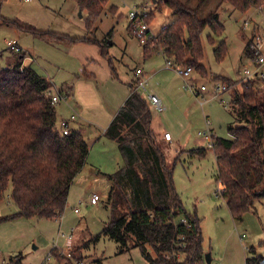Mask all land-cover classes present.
I'll return each mask as SVG.
<instances>
[{
    "label": "trees",
    "instance_id": "1",
    "mask_svg": "<svg viewBox=\"0 0 264 264\" xmlns=\"http://www.w3.org/2000/svg\"><path fill=\"white\" fill-rule=\"evenodd\" d=\"M70 1L86 14L84 38L40 31L1 13L0 24L50 45L96 46L99 54L107 58L106 47L96 39L95 25L108 8L109 0ZM206 1L199 0L192 8L181 0H158L155 8L168 10L173 20L142 46L144 58L162 52L165 61L206 77L202 37L207 30L206 40L215 46V61H224L228 55L226 44L222 41L216 46L214 42L224 34L218 14L221 6L200 18ZM221 4L245 14L264 7V0H221ZM116 11L115 6H109L111 15ZM152 20L150 14L146 24ZM128 31L133 34L130 25ZM244 38V55L253 62L249 49L252 38ZM24 59L23 53L17 54L12 67L0 69V203L10 189L9 201L16 209L9 216H0V224L34 218L53 221L62 216L70 186L86 164L90 149L83 129L70 128L63 135L52 103L54 90L50 80L39 75L31 64L24 66ZM220 80L225 90L241 89L229 105L233 119L227 128L229 138L212 136L211 147L217 167L218 196L231 218L241 222L245 214L256 212V202L264 200V86H255V79L246 83ZM135 84L129 86L128 98L103 132L116 145L123 164L107 176L109 221L90 243L105 237L118 245V254L136 249L147 264H206L200 220L195 212L185 210L174 186L173 173L182 154L189 159H203L207 150L182 152L168 165L151 129L150 105L143 96L130 95ZM86 247L83 244L72 251L75 262H83L81 251ZM249 253L251 256L245 258L244 264H264V256H256L254 248ZM51 254L59 264L65 263L57 252ZM7 264H22V256L13 257ZM94 264H102L101 259Z\"/></svg>",
    "mask_w": 264,
    "mask_h": 264
},
{
    "label": "rangeland",
    "instance_id": "2",
    "mask_svg": "<svg viewBox=\"0 0 264 264\" xmlns=\"http://www.w3.org/2000/svg\"><path fill=\"white\" fill-rule=\"evenodd\" d=\"M181 1L193 8L199 0ZM156 2L158 0H109L107 7L117 6L116 14L111 15L108 8L105 9L95 25L96 39L106 47L107 58L99 54L96 46L78 44L69 51H64L13 27L0 24V69L10 68L15 63L16 53L7 48L8 41H15L26 52V57L34 59L32 64L29 63L33 69L49 79L57 92L63 85L72 86L75 99L73 96L70 99L67 97L65 102L55 104L58 123H61L60 119L63 118L67 119L69 129H83L85 139L91 147L88 167L70 186L67 207L59 219H19L0 224V264H7L18 255L22 256V264H59L51 251L57 252V256L65 260L64 264H79L72 259V251L83 244L87 247L81 251V264H94L100 259L102 264H147L136 249L118 254V245L105 237H101L95 244L90 243L109 221L106 201L110 182L107 174H113L123 164L116 145L107 140L103 132L129 95L128 84L134 80L137 69L143 70L149 76L148 91L156 95L164 106V97L155 90L165 81L178 88L180 97L185 101V105L177 110L170 107L162 114H157L151 109V129L168 165H171L183 150H207L203 159H189L182 154L174 169L173 182L185 210L195 212L200 220L203 250L210 256L211 264H244L245 258L251 256L250 248H254L256 256H264V200L255 203V213H247L241 222H235L225 203L216 195L217 167L213 151L203 138L198 136L199 132L210 130L215 137L229 138L227 128L233 123L229 105L236 91L240 93L241 89L229 88L219 92L216 90L222 88L220 78L247 82L244 70L252 69L246 65L248 58L244 55L243 39L248 36L249 28L244 32L242 25L253 16L248 15L249 12L254 11L256 18H259V25L264 19L258 16L255 10L238 14L229 9L228 5L221 4V0L206 1L199 16L204 18L221 6L218 14L224 25V34L215 38L214 42L217 46L223 41L228 48V55L220 63L215 61V46L207 42L209 32L206 30L202 37L205 52L202 64L207 76L202 77L192 71L190 77L196 80L197 90L204 87L205 91L195 97V94L185 90L186 80L175 70L165 68L166 62L162 57L154 55L145 59L142 46L134 36L132 27L130 30L133 34L128 31L127 17L135 8L148 12L145 23L149 15H153L152 22L147 25L155 36L164 25L172 22L169 11H158L155 8ZM78 11L76 3L70 0H0L2 16L18 19L40 31L68 33L70 24L71 33L78 34V31L84 28V22L76 18ZM256 30L258 26L253 29ZM83 71L86 75L95 74L96 78L87 81ZM253 82L257 87L264 86L259 80ZM162 89H167V85L163 84ZM69 92L71 96V91ZM162 93L169 97L168 92ZM73 113L76 119L74 117L71 120ZM165 132L171 136L172 146L167 147L161 142ZM176 149H181V152L179 150L175 154ZM9 193L10 189L0 203L1 217L16 211L9 201ZM94 195L99 199L97 205L90 203ZM74 210L78 213H74ZM65 242L66 246L63 248Z\"/></svg>",
    "mask_w": 264,
    "mask_h": 264
},
{
    "label": "built area",
    "instance_id": "3",
    "mask_svg": "<svg viewBox=\"0 0 264 264\" xmlns=\"http://www.w3.org/2000/svg\"><path fill=\"white\" fill-rule=\"evenodd\" d=\"M24 2H28L30 0H21ZM256 14L258 16H261L262 19H264V7L255 10ZM148 12H144L140 9H133L129 12L127 20H128V25H130V28L132 27V30L134 32V36L137 38L141 46H144L147 42L153 40L155 38V35H153L150 31L149 26L144 22V19L147 17ZM253 27L252 21L248 20L247 22H243V29L246 30L247 28ZM260 28V29H259ZM164 29V27H162ZM161 29V30H162ZM254 29V28H253ZM252 38V43L249 47V49L253 52L254 59H253V64L254 68L252 70L245 69V79L246 81L248 80H259V81H264V22L261 23V25L258 27V30H256L253 34ZM7 48L15 52L16 54L22 53L21 49L18 47L17 43L15 41H8L7 42ZM158 55H162L163 53L160 52ZM166 69H171L175 70L184 80H189L192 74V70L189 68H181L178 66L173 65L172 62L166 61ZM22 71V68L20 69V72ZM135 76L137 78L135 87L130 91V95H139L145 97V100L148 102L150 105V108L157 114H162L165 112V107L162 103V101L156 96L152 95L148 92V83L147 81L142 77V72L141 70H136ZM185 90H187L191 94H195V97H198V92L195 90V88L191 85H188L185 83ZM205 88L202 87L200 91H204ZM225 88L222 87L220 90L217 89L216 91H224ZM67 97L63 96L61 94H57L52 96V103L55 105L60 101H66ZM74 117H71V120H73ZM209 123L207 122V125ZM60 128L63 133V135H67L69 132V126L67 121H61L60 123ZM200 137L203 138V140L207 143V146L211 148L213 146V141H212V134L211 131H205L203 133L198 134ZM164 141L166 142H171V136L168 133H165L164 136ZM219 194V189L216 191V195L218 196ZM99 201L97 196H93L90 200L91 205H96L97 202ZM76 214L78 213L77 210L74 211ZM61 217V216H60ZM59 217V218H60ZM58 218V219H59ZM70 240V238H68ZM220 264V263H217Z\"/></svg>",
    "mask_w": 264,
    "mask_h": 264
},
{
    "label": "crops",
    "instance_id": "4",
    "mask_svg": "<svg viewBox=\"0 0 264 264\" xmlns=\"http://www.w3.org/2000/svg\"><path fill=\"white\" fill-rule=\"evenodd\" d=\"M117 7V6H116ZM224 9H226V8H224ZM225 11H227V10H225ZM78 13V15H77V19H78V21H84V18L86 17V14H84V13H82V12H80V11H78L77 12ZM250 14H252L251 16V18H249V19H247L246 21H248V20H251L252 21V24H253V27H251V28H249V32H248V36H246V38L247 39H249V38H251L252 36H253V28H257V26L259 27L260 25H259V18H256V16H255V13H254V11H253V13H251V12H249V14L248 15H250ZM102 16V15H101ZM5 17V16H4ZM5 18H7V17H5ZM64 18V17H63ZM7 19H9V18H7ZM65 20V19H64ZM245 22V21H244ZM69 25V28L67 29V30H69L70 29V31L68 32V33H66V32H63V33H60V32H54V33H58V34H62V35H65V36H68V37H70V38H77V39H81V38H84L85 36H86V32H85V30H84V28H83V30L82 31H78V34H72L71 33V30H72V27H71V25L70 24H68ZM128 25V24H127ZM254 25H256V26H254ZM72 26H73V24H72ZM164 26H166V25H164ZM163 26V27H164ZM247 30V29H246ZM246 30L244 31V32H246ZM49 31V30H48ZM51 32H53V31H51ZM159 33V32H158ZM157 33V34H158ZM156 34V35H157ZM252 34V35H251ZM250 35H251V37H250ZM18 45V44H17ZM54 45V47H57V48H59V49H62V50H64V51H69L70 49H71V47H73V46H64V45H58V44H53ZM76 46V45H75ZM18 47H19V45H18ZM20 48V47H19ZM21 49V48H20ZM21 51H22V53L25 55V59H24V61H23V65L24 66H26V65H28L29 63H33L34 62V59L31 57V58H28V57H26V52H24L22 49H21ZM21 53V54H22ZM17 55V54H16ZM154 56V55H153ZM156 56H159V57H162L163 58V60H165L164 59V57L162 56V55H158V54H156ZM0 57H1V54H0ZM166 62V61H165ZM248 64V65H247ZM246 65L248 66V67H250L251 69H253L254 68V64H253V62L248 58V61H247V63H246ZM165 68H166V66H165ZM163 69H164V65H163ZM249 69V68H248ZM138 70V69H137ZM140 70V69H139ZM141 72H142V77L147 81V77H149V76H147V74H145L144 72H143V70H141ZM83 73V75L85 76L86 75V73L83 71L82 72ZM135 78H134V80H132L129 84H128V89H129V86L131 85V84H134L136 81H137V78H136V76H134ZM96 78V76H95V74H88V75H86L85 76V79H87V81H89V80H93V79H95ZM228 79V78H227ZM234 80V79H233ZM195 79L192 77V79L190 78L189 80H187V81H184L185 83H187L188 85H191V86H193L194 88H195ZM235 81V80H234ZM51 82V81H50ZM147 83H148V81H147ZM51 84H52V82H51ZM163 84H166L167 85V89H162V85ZM52 86H53V84H52ZM53 88V90H54V94H53V96L54 95H56V93L57 94H61V95H63V96H66V97H68V99H70V98H72V96H73V98L75 99V95H73V87L72 86H67V85H63V87L61 88V90L60 91H56V89L54 88V86L52 87ZM202 88V87H201ZM200 88V89H201ZM147 89H148V87H147ZM195 90L198 92V96L201 94V92L202 91H200V90H197V88H195ZM69 91H71V96H70V92ZM155 91H158V92H160L161 94H162V96L164 97V99H165V112H166V110H168V108H170V107H174L175 108V110H177L180 106H183V105H185V101H184V99L182 98V97H180V95H179V91H178V88H176L174 85H170L168 82H161V84H160V86L158 87V88H156V90ZM162 91L163 92H168L169 93V97H166L163 93H162ZM205 91V90H204ZM149 92V91H148ZM157 93V92H156ZM171 93H173V94H171ZM152 95H153V93H152ZM127 98H128V96H127ZM126 98V99H127ZM67 99V98H66ZM126 99H125V101H126ZM163 99V98H162ZM124 101V102H125ZM124 104V103H123ZM75 105H77L76 103H75ZM123 106V105H122ZM69 107H70V105H69ZM79 116V115H78ZM71 117H75V119H76V116H75V114L73 113L72 115H71ZM70 117V118H71ZM68 120H70V119H68ZM60 121H67V119L65 120V119H60ZM76 121V120H75ZM111 121H112V119H111ZM110 121V122H111ZM109 122V123H110ZM109 125V124H108ZM107 125V126H108ZM107 128V127H106ZM105 128V129H106ZM166 133V132H165ZM165 133H163V136H164V134ZM200 133V132H199ZM198 133V134H199ZM160 136V133H158V137ZM199 136V135H198ZM161 142H163V143H165L166 145H167V147H169V146H172L170 143H168V142H166V141H164V138H163V141L161 140ZM90 149H91V147H90ZM90 149H89V152H90ZM180 150V152H181V149H179ZM179 150H177L176 149V151H175V154L176 153H178V151ZM192 150V149H191ZM189 151V150H188ZM182 152H187V150H183ZM88 167V157H87V161H86V164L84 165V167H83V169L80 171V173L77 175V176H79L80 174H82V173H84V171H85V169ZM119 169V168H118ZM117 169V170H118ZM96 174H98V173H96ZM107 175H109V174H107ZM76 176V177H77ZM76 179V178H75ZM75 179H74V181H75ZM74 181L72 182V185L74 184ZM70 191V190H69ZM69 194H70V192H69ZM69 197V196H68ZM97 205V204H96ZM75 211V210H74ZM75 213V212H74ZM66 243L67 242H65V244L62 246L63 248H65V246H66ZM211 260V259H210ZM245 261V260H244ZM211 264V263H210Z\"/></svg>",
    "mask_w": 264,
    "mask_h": 264
},
{
    "label": "water",
    "instance_id": "5",
    "mask_svg": "<svg viewBox=\"0 0 264 264\" xmlns=\"http://www.w3.org/2000/svg\"><path fill=\"white\" fill-rule=\"evenodd\" d=\"M153 2H154V0H153ZM205 260H206V264L211 263L210 256L208 254L205 255Z\"/></svg>",
    "mask_w": 264,
    "mask_h": 264
}]
</instances>
